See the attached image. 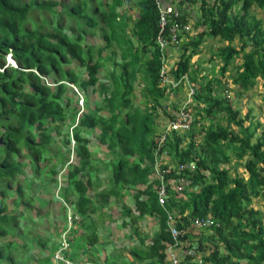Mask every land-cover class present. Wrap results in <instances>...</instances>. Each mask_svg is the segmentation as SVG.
Instances as JSON below:
<instances>
[{
  "label": "trees",
  "instance_id": "obj_1",
  "mask_svg": "<svg viewBox=\"0 0 264 264\" xmlns=\"http://www.w3.org/2000/svg\"><path fill=\"white\" fill-rule=\"evenodd\" d=\"M175 1L179 6L184 3V0H171ZM94 2L95 11L104 3ZM107 3V11H99L103 44L94 49L82 42V35L98 23L87 0L66 3L0 0V264H15L12 258L15 253L25 251V245L32 242L22 234L23 229L18 231V221L29 218L26 212L33 200L42 202L33 194L25 198L19 183L11 187L13 176L23 178L28 188L35 175L41 182L47 176L48 182L56 187L59 167L68 161L69 155L74 161L67 164L63 173L65 184L58 196L72 205L81 221L80 230L73 229L75 236L71 238L68 258L74 261L84 258L96 264H164V248L170 237L165 213L156 200L154 187L158 182L148 178L157 148L154 137L162 131L156 124V106L167 97L158 85L161 63L154 42L157 31L154 0L133 1L135 15L130 31L128 23H123L130 16L116 10L122 1ZM251 5L264 8V0H212L210 3L199 0L200 19L194 25L204 29L195 36H179L170 44L180 49L171 74L175 77L188 74L190 82L197 87L189 129H170L163 133L159 150L170 156L174 166L193 162L194 168L188 177L189 185L179 192L182 196L166 189L168 197L163 206L178 215L176 227L184 231L181 240L191 238L187 229L192 218L211 217L212 225L201 229L195 242L196 251H204L202 264H264V216L249 205L252 198H260L264 209V127L257 133L259 123L249 117V109L239 118L238 106L233 108L227 96L231 89L221 78L230 63L238 58L240 62L233 68L235 73L229 77L233 91L239 96L264 74V26L249 13ZM55 6H59L56 14ZM87 8L90 14L85 13ZM34 9L39 22L32 18ZM177 11L179 22L190 18L180 8ZM62 12L80 20L74 22V28L68 33L55 18ZM130 36L136 39V45ZM205 36L225 42L215 51L221 63L220 78L206 79L203 74L195 77L197 70H191L190 59L198 53ZM233 41L237 45L232 46ZM7 53L16 67L4 65ZM103 65L111 66L105 74L109 85L100 80L98 72ZM79 69L83 74L77 73ZM136 73L140 74L142 86L141 106L132 103ZM67 83L74 84L85 95L84 108L71 128L78 108L73 99L75 94ZM180 87L172 91L175 93ZM90 93L99 98L97 103L89 105ZM160 110L163 116L167 114L164 108ZM218 114L225 125L217 121ZM200 119L208 122L204 124ZM245 120L249 121L247 125H243ZM91 131H97L93 139L110 155L105 166L109 185L94 194L88 192L97 188V157L89 148L92 139L87 136ZM228 149L237 160L232 165L226 153ZM241 159H244L241 167L246 177L234 169ZM126 191L132 192L134 211L122 202L120 217L121 225L130 227V235L137 240L127 248L132 259L124 256L123 246H111V252L100 258L98 253L102 248L95 232L96 222L104 214L108 217L103 208L109 202L118 203ZM35 216V222L39 223L42 215L36 211ZM143 217L154 219L156 229L149 237L141 235L137 226ZM53 249L44 257L36 258L35 264H49ZM22 259V264H34L30 256Z\"/></svg>",
  "mask_w": 264,
  "mask_h": 264
},
{
  "label": "rangeland",
  "instance_id": "obj_2",
  "mask_svg": "<svg viewBox=\"0 0 264 264\" xmlns=\"http://www.w3.org/2000/svg\"><path fill=\"white\" fill-rule=\"evenodd\" d=\"M63 2H69V0H62ZM104 3H101L97 9V11L93 10V7L95 6L94 0H87V5L91 6L94 16L96 17L99 15V11H107V2H110V0H101ZM133 1L135 0H123L120 6L116 8V10H122L123 13L125 12L126 15L130 16L129 21L126 19V22H128V25L130 27L131 20L133 19V16L135 13L133 12ZM212 0H208V3H210ZM106 2V3H105ZM235 7L238 8V5L235 4ZM89 8V9H91ZM183 10L187 12L188 15L192 16V20L190 21V26L191 28H187L181 32L180 36H183L186 34L187 36H190L192 32V36H195L196 33L199 32V30L204 29L202 26H197L195 27V22L199 19V0H192L190 1H185V5L182 6ZM130 9V10H128ZM55 11L59 10V6L54 7ZM87 14L88 8L86 9ZM249 13L253 15V17L259 19L263 26H264V8H260L255 5H251L249 8ZM50 16V13H49ZM58 21L61 24L62 29L68 33L70 31V28H74V22L80 21L78 19H75L69 16H66L65 13H60L57 14ZM32 18L39 22V18L37 15V10H32ZM45 18V17H44ZM100 18H97L98 24L95 27H98L101 25L99 22ZM47 28V26H45ZM94 30V35H90L87 33L86 35H83V38L86 40L87 43L92 44L94 47L96 46H101L102 40L100 38V35L98 33V30L96 28H93ZM75 35V33L73 34ZM134 42V41H133ZM225 44L223 41L217 40V38H210L205 36L203 38L202 43L198 46L199 51L196 55L192 56L190 59V67L191 70H197L195 77L199 75H205L206 79H211L213 76L220 78L221 75L219 74V67L221 66V63L219 61V58L215 55V51L219 48L222 47ZM232 46L237 45L236 41H233ZM110 48H114L113 46ZM167 49V48H166ZM250 50L251 48H245V50ZM174 54L170 56L171 60L174 61L177 60L179 54H180V49L179 48H174ZM145 58V57H143ZM115 59L118 61V55L115 56ZM102 60V58H101ZM9 61V60H8ZM239 59L236 58L234 59L230 65L227 67V71L222 75V81L227 82V87L231 90L228 91L227 96L231 100V104L233 108H239V118L243 117L245 111L249 109L248 112H250L249 117H252V121H258L259 125L257 127V133L259 132V129L261 127H264V74L262 77H257L256 81L254 84L245 91H241V95L236 96V93L233 91V84L230 81L229 74H234L235 70L234 64L239 63ZM173 64V63H172ZM111 69L110 65H103L100 70H99V76L100 78L104 76L105 78L100 79L104 80V82L109 85V79L106 78L105 74L109 72ZM77 73L81 75L83 74V70H78ZM137 75V74H136ZM139 73L136 77L137 81H135L134 84V90H133V96H132V103L137 106L142 105V94L141 92V81L139 78ZM198 79V78H197ZM215 93V91H214ZM183 89L179 88L173 95H170V97H165L161 99V103L166 106V108H173V104L177 105L179 101L183 99ZM89 105H92L93 103H97L98 100L96 98L95 93H90L89 97H87ZM85 100V98H84ZM84 105V103H83ZM82 105V106H83ZM221 114H218L217 116V121L225 125V120L222 118L221 120L219 117ZM201 122H204L206 124L208 122L207 119H200ZM165 121V117L163 116V113L158 114V117L156 118V124H158V127H162L163 123ZM248 120H245L243 122V125L248 124ZM66 124H64V127ZM236 130V129H235ZM97 132V131H95ZM94 131H91V133H88V138L92 139L91 142L89 143V148L91 152L93 153L94 156L97 157L95 161V167H97V188L93 190H89V193L94 194L99 189L104 190L106 186H108L107 182V168L105 167L108 164V161L110 160V155L106 153V150L103 146H98L97 142L94 138ZM237 132V131H236ZM199 138V137H198ZM226 153L230 157V165H232L234 161H237L234 157V155L231 153V150L228 149ZM69 160L72 162L74 161V158H71V155H69ZM163 161L165 162H173L170 157L166 154L165 157L162 158ZM244 159H241L238 161V164L234 166V169L236 168V171L241 174V176L246 177V173L243 172L242 170V161ZM230 172H233V166L230 169ZM26 173H29V171H26ZM93 174V173H92ZM36 177L32 179L30 188L25 187V182L23 178H19L18 176H13L14 182H12L11 187H16V183H19L22 192L24 194L25 198H28L30 194L37 195L41 198L42 202L39 204L37 201L33 200L31 203L30 208L28 209V212H26V216H29L26 220H19L18 221V231H22L23 235H26L27 237L30 236L33 238L32 242L30 244L25 245V248L27 249L23 252H17L15 255L12 257L13 262L15 264H20L23 260L22 257L30 256L32 260H30L32 263L35 264V259L44 257L47 253L49 248L51 247L52 244L56 243L57 239V234L58 230L62 229L63 225H66L67 223L61 219V214L63 213V210L61 209V204L62 200L61 198L57 197V192L60 190L61 187L65 184L64 178H63V173L62 175L58 174L57 175V187H53V183L48 182L47 176L44 177V182H41L39 178ZM29 180V179H28ZM41 188H46V190H41ZM193 188V187H192ZM190 189V188H188ZM132 192L131 191H126L123 195L122 200H120L118 203H113L110 202L106 205L105 207V212L108 213V217L106 214H104L105 217L101 218V220H98L100 222H96V233L98 236V239L101 244L102 250L98 253V255L101 254L100 258L103 257L104 253L111 252V246L114 248H120L123 246L122 253L124 256L128 259H132L128 253H127V248L131 244L136 243V238L132 235H130V227L128 226H122L121 225V217H120V203H125L131 210L134 211V203L133 199L131 198ZM144 197V196H142ZM184 197V195H183ZM11 196L7 197L6 200L9 202ZM255 209H258L260 213L264 216V209L262 207V202L260 198H252L251 202L249 204ZM28 208V207H27ZM70 208V205L69 207ZM20 209V208H18ZM38 212L39 214L42 215L41 221L39 223H36V216L35 212ZM66 212V209H65ZM264 223V217L262 219ZM137 226L139 230L141 231V235H147L148 237L152 234V232L156 229V226L154 224V219L151 217H143L142 219L137 221ZM189 233L192 234L191 238L189 241H191L194 246H196L197 243V237L200 235V230L197 229H187ZM202 234L205 235L206 232L202 230ZM75 236V234H73ZM16 238V237H15ZM148 239H146V243H148ZM196 242V243H195ZM189 243V242H188ZM206 246L208 245L205 243ZM209 246V245H208ZM206 251H208L207 247L205 248ZM219 252L222 253V248H219ZM203 252H197L198 255L201 256ZM167 259L164 261V264H167ZM208 264V263H206Z\"/></svg>",
  "mask_w": 264,
  "mask_h": 264
},
{
  "label": "clouds",
  "instance_id": "obj_3",
  "mask_svg": "<svg viewBox=\"0 0 264 264\" xmlns=\"http://www.w3.org/2000/svg\"><path fill=\"white\" fill-rule=\"evenodd\" d=\"M185 1L186 0H184V3L180 4V6L177 5L178 1L171 2V0H169V1H167V0H154V3H153V5L155 7L156 19H157V21H156L157 31H156V34H155V37H154V42H155V44H156V46L158 48V51H159L158 60L161 63L160 68L163 65H165L166 66L165 68L167 70V75L170 76L171 78H173L174 81H176V80H178V79L181 78V80L178 82V84L176 86H174V87L169 86V89H168L169 91L168 92L165 91V88L164 87L160 86L159 76H158V85L164 91V96L167 95V97H170V95H173L174 94V92L172 91V89L175 88V87H177V86H181L180 88L183 89V92H184L183 99L181 101H179V103L176 105L175 109L174 108H166V106L164 104H162V103L160 105L155 104V105H157L156 106L157 107L156 108L157 114H161L162 113V111L160 110V108H164L167 111V114L164 116L165 117V121H164V123H163V125L161 127L162 128V131L158 132L155 135V137H154V140L157 143V148L153 152V156H154L153 162L149 165V167H150V175L148 176V178L149 179H154L155 181L158 182V184L155 185V187H154L155 188V192L157 191L158 187L160 186V181L155 178V171L156 170L165 169L166 167H170L169 172L167 174H164L163 180H162L163 183H167V181L169 180V178L166 179V176L170 175V177H172L174 175L173 174L174 173V170H175L176 166L178 165L177 164V165L174 166V163L163 161L162 158L165 157L167 153L164 152V151L162 152V151L159 150V143H160V142H158L159 138L163 135V133L168 132L170 129L171 130H175V129H172V128L166 130L167 121H168V118L170 117V113L169 112L171 110H176L180 104H182L184 101H186L187 99H189V102L187 103V107L190 108V110L192 111V119H193V108L191 106L194 105L193 96H194V92H195V89L197 87V84L190 82L189 77H188V74H183V75H180L178 77H175L174 75H172L171 72H170V69L175 65L176 60H174L172 62V61H170L171 58L168 57V56H172L174 54V50L173 49L175 48V47H173V48L170 47V46H172L170 44H173L174 42H171L170 41V37H169V34H168V28L171 27L172 25H176V31H175L177 33V35H176V41L178 40V37L181 35V32L183 30H185L187 28H191L190 21L189 20H190V18H192V16L191 15H188L187 12H185L183 10V8H182V6L185 5ZM167 7H170L171 8V12H167L166 11V8ZM179 8L187 15L186 17H190L189 19L185 20L183 23L179 22V20L177 18L178 17V11L177 10H179ZM88 12L90 14V11H88ZM160 12H162V14H164L165 15V18H166L165 27H164V29L161 32L159 31V16H160ZM85 13H87V12L85 11ZM173 13H175L176 15H174ZM198 15H200V13ZM98 17L100 18V15H97L96 16V21H97V18ZM197 19H200V17H198ZM123 23H125L127 25L128 22H126V20H125ZM95 26L94 27H91L90 30H89V32H86L83 35H86L87 33H89L90 35H94L93 28H96L98 30L99 35H100L99 26L98 27H95ZM100 26H102V23H101ZM127 29H128V31H130L129 30L130 29L129 25H128ZM83 35H82V42L87 43L86 40L83 38ZM192 35L193 34L191 32L190 36H192ZM158 37H161V39L165 42V44L163 46H160L159 45L158 40H157ZM130 39L132 40V42L134 41L133 43L135 45L137 44V42L135 41L136 40L135 38H133V37L130 36ZM87 44H90V43H87ZM102 44H103V42H102ZM90 45H92V44H90ZM112 46L114 47V45H111V47ZM93 48L95 49V48H97V46L96 47L93 46ZM145 56L148 57L149 56V52H147L145 54ZM118 57H119V55H118ZM4 65L5 66L8 65V66H11V67H16L15 62H14L13 58L10 56L9 53H7V54L4 55ZM160 68H159V71H160ZM159 71H158V74H159ZM136 74H138V73H136ZM103 78H105V77L102 76L100 79H103ZM183 78L186 79L185 82H184V80H182ZM101 81H104V80H101ZM67 85L72 89V91L75 94V97L73 99H74V102H76L75 104H76V106L78 108V111L75 114V117H74L73 122L71 121L72 122V124L70 126V128H71L72 126H74L77 123V118H78L79 112L84 108L83 103L85 102V100H84L85 95L83 93H81L80 90L74 84L67 83ZM187 85H190L193 88V92L190 95H188ZM191 122H190V125H191ZM190 125H189V127H190ZM175 131H178V130H175ZM70 143H71L70 147H72L73 141L70 140ZM71 158H72V156H71ZM70 162H72V161L68 159V161L62 167H59V170H58L57 175L58 174L59 175L60 174L62 175V173H64V171H65V169L67 167V164L70 163ZM187 181H188V183L186 185H184L182 189H184L186 186L189 185V182H190L189 178H188ZM108 185H109V183H108ZM56 187L58 188L57 182H56ZM166 189H167L168 192L176 193V192L170 190V186L169 185H166ZM182 189L179 192H181ZM179 192L176 193V194H180L182 196V193H179ZM56 195H57V197H59L58 196V192H57ZM166 197H168L167 193H166ZM156 200H157V193H156ZM157 203H158V201H157ZM163 205L161 206L159 204V206L163 209V211L165 213L166 230H167V232L169 234L170 231H169L168 224H167V213H169L173 217L174 221H173V224L172 225H174L175 227H176V222L178 221V215L173 210L166 209ZM67 207H69V204L67 202H64L62 200L61 209L63 210V213L61 214V219L63 221H65L67 224L66 225H63L61 230L60 229L58 230L57 239H56L57 241H56L55 244H52L51 247L49 248V250H50L51 248L54 247V249L52 250V252L50 254L51 255V258H50V263L49 264H96L94 262L86 261L84 258H81V260H77V261H74V260L68 258L67 252L69 251L70 246L72 244L71 238L74 237L73 236V234H74L73 229L80 230L79 227H80V221L81 220H80V217L77 216L75 214V212L73 211L72 205H70V208H67ZM105 207L103 208V211L104 212H105ZM65 209H66V212H65ZM105 213H107V212H105ZM103 217H105V216L103 215ZM176 228H178V227H176ZM188 228H193V227L190 226V222H189ZM193 229H196V228H193ZM201 229H203V228H201ZM201 229H197V230H201ZM179 230H180V235H179V239H180V237L182 235V232H184V231H183V229H179ZM95 232H96V228H95ZM169 237H170V241L168 243L171 242V236H170V234H169ZM27 238L30 239V236H28ZM31 240H33L32 237H31ZM181 241L187 243L190 247H192L194 249V251H195L194 259L195 260H198V259L200 260L199 263L194 262L192 264H202L203 263L202 254H201V256L197 254L198 251H196L195 246H193L192 243L190 241H188V240H181ZM22 243H23V241H22ZM168 243H166V245ZM166 245H165V247H166ZM165 260H166V255H165L164 261ZM22 262L20 264H22ZM167 264H169V263L167 262Z\"/></svg>",
  "mask_w": 264,
  "mask_h": 264
},
{
  "label": "built area",
  "instance_id": "obj_4",
  "mask_svg": "<svg viewBox=\"0 0 264 264\" xmlns=\"http://www.w3.org/2000/svg\"><path fill=\"white\" fill-rule=\"evenodd\" d=\"M167 12H171V8H166ZM176 15L175 13H173ZM166 24V18L165 15L160 12L159 16V31L161 32ZM176 25H172L168 28V34L170 37L171 42H176ZM158 43L160 46H163L165 42L161 39V37H158ZM166 66L163 65L160 68L159 71V82L160 86L165 88V91L168 92L169 86L174 87L178 84V82L181 80L178 79L176 81L173 80L170 76L167 75V70L165 68ZM184 82L186 81L185 78H183ZM188 89V95H190L193 92V88L190 85H187ZM189 102V99L184 101L182 104L178 106L176 110H171L170 117L167 121V127L166 130L172 128L178 131H184L189 128L190 122L192 121V111L190 108L187 107V103ZM163 140V136H161L158 140V142H161ZM194 168L193 162L190 163H180L176 166L174 170V175L169 178L167 183H163V176L164 174H167L170 170V167H166L165 169L156 170L155 171V178L160 181V186L158 187L156 193H157V201L162 206L166 199V185L170 186V190L178 193L184 185L188 183V176L191 173V171ZM177 176V177H176ZM173 217L167 213V224L170 231L171 236V242L168 243L164 249L166 259L169 264H192L194 262L199 263L200 260H195V251L192 247H190L187 243L182 242L179 239L180 230L176 228L173 224ZM212 225V219L210 216H206L203 218L200 217H194L190 220V226L196 229H201L207 226Z\"/></svg>",
  "mask_w": 264,
  "mask_h": 264
},
{
  "label": "crops",
  "instance_id": "obj_5",
  "mask_svg": "<svg viewBox=\"0 0 264 264\" xmlns=\"http://www.w3.org/2000/svg\"><path fill=\"white\" fill-rule=\"evenodd\" d=\"M122 2H123V0H121ZM53 10H54V8H53ZM129 10V9H128ZM120 11H121V9H120ZM56 12L57 11H55V14H56ZM55 14H54V17H55ZM55 18H57L58 19V17L56 16Z\"/></svg>",
  "mask_w": 264,
  "mask_h": 264
}]
</instances>
